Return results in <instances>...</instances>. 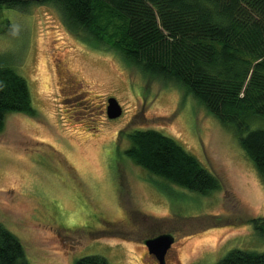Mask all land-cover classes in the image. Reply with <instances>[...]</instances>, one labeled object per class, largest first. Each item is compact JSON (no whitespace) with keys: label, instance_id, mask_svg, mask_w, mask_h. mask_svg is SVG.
Returning a JSON list of instances; mask_svg holds the SVG:
<instances>
[{"label":"rangeland","instance_id":"1","mask_svg":"<svg viewBox=\"0 0 264 264\" xmlns=\"http://www.w3.org/2000/svg\"><path fill=\"white\" fill-rule=\"evenodd\" d=\"M0 56L36 111L7 115L0 134V224L28 264H158L143 243L166 233L177 255L165 264L264 252V182L232 129L183 89L144 76L87 32L70 33L47 1L0 10ZM108 98L118 118L106 117ZM151 129L196 158L218 189L196 194L127 159L126 135Z\"/></svg>","mask_w":264,"mask_h":264},{"label":"trees","instance_id":"2","mask_svg":"<svg viewBox=\"0 0 264 264\" xmlns=\"http://www.w3.org/2000/svg\"><path fill=\"white\" fill-rule=\"evenodd\" d=\"M45 1L70 33L87 32L144 76L174 83L232 129L264 182V0ZM30 3L0 0V10ZM12 113L36 111L25 79L0 56V134ZM126 137L124 156L150 175L196 194L218 189V179L174 139L152 129ZM0 264H28L20 240L1 224ZM74 264L107 261L86 256ZM215 264H264V252L231 249Z\"/></svg>","mask_w":264,"mask_h":264},{"label":"water","instance_id":"3","mask_svg":"<svg viewBox=\"0 0 264 264\" xmlns=\"http://www.w3.org/2000/svg\"><path fill=\"white\" fill-rule=\"evenodd\" d=\"M36 3L45 0H32ZM106 117L110 119L118 118L121 113V106H119L114 98L107 99ZM173 243V237L169 234H160L156 237L145 239L144 246L149 254L155 256L158 264H164V257L167 249Z\"/></svg>","mask_w":264,"mask_h":264},{"label":"flooded vegetation","instance_id":"4","mask_svg":"<svg viewBox=\"0 0 264 264\" xmlns=\"http://www.w3.org/2000/svg\"><path fill=\"white\" fill-rule=\"evenodd\" d=\"M59 68H60V63H59ZM62 67H65L64 65H61ZM61 73V74H60ZM59 74H60V76H63V77H65L66 78V82H65V84H67V85H70V84H72V85H74V84H77V82H76V79H75V76H72L67 70H64V72H63V70L62 69H59ZM79 84H77V85H74V86H78ZM73 86V87H74ZM175 246V242H174V239H173V243L171 244V246L167 249V251H166V255H165V257H164V264L166 263V261H167V257L168 256H170V254L171 253H175L176 255H177V253H176V250H174V247ZM145 254H148L150 257H153L154 258V260L157 262V260H156V258H155V256L154 255H152V254H149L148 252H147V250L145 249Z\"/></svg>","mask_w":264,"mask_h":264}]
</instances>
